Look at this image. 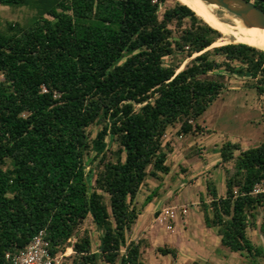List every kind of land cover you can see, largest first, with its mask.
Listing matches in <instances>:
<instances>
[{
  "label": "trees",
  "instance_id": "obj_1",
  "mask_svg": "<svg viewBox=\"0 0 264 264\" xmlns=\"http://www.w3.org/2000/svg\"><path fill=\"white\" fill-rule=\"evenodd\" d=\"M171 1L158 10L166 0H0L31 13L24 24L0 21V264L39 231L51 256L71 249L70 264H145L147 243L127 238L156 195L138 206L146 180L170 171L167 129L202 132L196 120L226 88L219 72L247 78L264 95V51L208 49L220 33ZM247 1L264 12L262 0ZM215 152L224 193L205 179L203 224L228 252L255 261L263 248L248 229L264 237V191L253 192L264 182V142L225 140ZM86 157L96 163L91 182ZM87 219L98 232L95 250L78 231Z\"/></svg>",
  "mask_w": 264,
  "mask_h": 264
},
{
  "label": "rangeland",
  "instance_id": "obj_2",
  "mask_svg": "<svg viewBox=\"0 0 264 264\" xmlns=\"http://www.w3.org/2000/svg\"><path fill=\"white\" fill-rule=\"evenodd\" d=\"M164 5H172V1L166 0L165 4H160L159 10L163 9ZM30 15L31 13L26 8L0 5V21L2 23L12 21L24 24ZM202 21L206 23L203 19ZM219 39L214 42L216 45L213 43L208 49L227 44ZM174 57H181V55L176 54ZM189 59L185 58L181 61L178 71ZM164 61L165 64H168L170 60L165 58ZM219 73L224 75L223 81L226 88L221 91L205 113L196 120L202 132L193 136L181 137L177 133V125L169 128L163 142L167 138L172 149L171 153L167 155L170 171L167 175H162L160 181L148 178L137 196L139 206L144 197L156 188V195L152 202L143 207L138 224L136 221L137 225L134 226L132 234L127 238V241L142 239L147 243L148 247L143 248L141 257L145 264H209L201 259L185 262L183 258L178 259L177 255L175 258L169 255L163 256L156 251V248L166 246L177 250L178 247H182V251H187L183 247L185 241L183 237L190 235L192 239L199 238L204 227L199 196L201 195L207 201L205 179L211 177L218 192L220 194L224 192L223 172L218 165L219 158L215 152V148L220 143L229 140L240 143L242 148H247L264 142V95H258L246 82L247 78L245 77L226 72ZM97 129L98 127L94 126L88 129L90 137L94 136ZM111 148L114 149L115 146L112 145ZM89 160L90 157H86L85 171L88 172V181L91 182V177L96 170V163H89ZM260 187H264V182L260 184ZM165 208L173 209V218L163 217L161 211ZM182 208L186 209L185 214L180 212ZM185 221L189 225L183 229L182 225ZM78 231L79 233L86 231L89 234L92 249L95 250L98 245V232L90 220H85L79 226ZM248 235L255 245L263 248V256L252 261L244 255L230 253L226 248L221 247L226 253L228 264H264V237L253 234L251 229H248ZM69 241L72 242L73 238ZM71 254L70 248L57 253L58 263L70 264ZM220 258L224 262L227 261L225 257L221 256Z\"/></svg>",
  "mask_w": 264,
  "mask_h": 264
},
{
  "label": "bare ground",
  "instance_id": "obj_3",
  "mask_svg": "<svg viewBox=\"0 0 264 264\" xmlns=\"http://www.w3.org/2000/svg\"><path fill=\"white\" fill-rule=\"evenodd\" d=\"M187 5L211 28L221 34L219 41L243 43L264 51V29L246 27L242 21L226 9L201 0H177ZM213 45H216L214 43Z\"/></svg>",
  "mask_w": 264,
  "mask_h": 264
},
{
  "label": "crops",
  "instance_id": "obj_4",
  "mask_svg": "<svg viewBox=\"0 0 264 264\" xmlns=\"http://www.w3.org/2000/svg\"><path fill=\"white\" fill-rule=\"evenodd\" d=\"M168 132H169V129H167L165 136L167 135ZM167 140L168 139L165 138L164 142ZM223 193L220 194L218 192L219 196L223 195ZM139 216L140 214L138 215V218ZM138 218H137V224H138ZM202 223H203V219H202ZM137 224H135V226ZM188 225L189 223L187 222L186 224V221H185L182 225L183 229H186ZM251 231L253 232V234L257 235L256 230H251ZM183 239L185 240L183 247H185L187 251H182L181 249L182 247L180 248L178 247L177 248L178 259L183 258L185 262H189V261L192 262L196 259H201L202 261L207 262L209 264H228L229 263L225 251H223L221 249V246L219 245V237L217 236V232L215 228H206L204 226L201 231V234L199 235V238L192 239L190 235H185ZM189 242L191 243V245ZM220 255L222 257H225L227 261L225 262L222 261L220 258L221 257Z\"/></svg>",
  "mask_w": 264,
  "mask_h": 264
},
{
  "label": "built area",
  "instance_id": "obj_5",
  "mask_svg": "<svg viewBox=\"0 0 264 264\" xmlns=\"http://www.w3.org/2000/svg\"><path fill=\"white\" fill-rule=\"evenodd\" d=\"M154 1L155 0H153V2ZM159 9L160 5L158 6V10ZM260 184L255 185L253 189L254 193L264 191V187H260ZM161 212L164 218H173L174 216V211L172 208L162 209ZM180 212L185 214L186 209L182 208L180 209ZM48 246L49 245L44 237L43 231H39L31 238L29 243L23 249L15 253L5 254V258L10 264H59L57 261V255L51 256L49 254Z\"/></svg>",
  "mask_w": 264,
  "mask_h": 264
},
{
  "label": "water",
  "instance_id": "obj_6",
  "mask_svg": "<svg viewBox=\"0 0 264 264\" xmlns=\"http://www.w3.org/2000/svg\"><path fill=\"white\" fill-rule=\"evenodd\" d=\"M215 4L237 16L246 27L264 29V12L247 0H201ZM262 2H264L262 0ZM262 51V50H261Z\"/></svg>",
  "mask_w": 264,
  "mask_h": 264
}]
</instances>
